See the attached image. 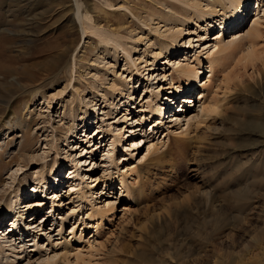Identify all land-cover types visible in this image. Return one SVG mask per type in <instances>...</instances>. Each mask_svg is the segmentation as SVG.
Instances as JSON below:
<instances>
[{
	"label": "rangeland",
	"instance_id": "374dc122",
	"mask_svg": "<svg viewBox=\"0 0 264 264\" xmlns=\"http://www.w3.org/2000/svg\"><path fill=\"white\" fill-rule=\"evenodd\" d=\"M258 1H249L245 30L258 18ZM75 3V0H0V93L10 90L12 76L27 83V91L10 107L0 101V146H3L0 214H8L4 222L0 221V227L12 230L13 212H6V207L17 199L15 196L23 198L21 203L41 201L38 206L25 208L21 225L24 228L27 222L41 223V227H36L41 229L37 239L26 236L23 244L28 248L23 251L19 242L16 247L19 251L7 250L12 255L9 263L6 258L3 262L170 264V260L179 259L178 253L183 255L193 248L204 251V255L185 264H221L225 259L218 251L219 242L227 246L258 237L264 239V191L251 198L245 184L229 186L237 179L245 180L247 172L264 185V163L246 156L247 148L242 146L250 144V140L239 136L240 129L264 124L259 116L264 112V101L250 99L255 106L252 115L239 103L220 115H203L188 127V117L199 112L198 104L193 106L189 102L188 111L180 115V128L174 126L167 114L161 116L155 111L183 87L169 59L178 56L183 65L195 67L200 72L199 80L205 78L201 83L209 78L207 58L213 50L211 44L216 42L215 34L231 13L230 3L81 0V18L88 27L85 34ZM194 6L208 12L204 19L199 20ZM261 8L254 59H244L250 45L245 35L241 42L243 51L230 56L224 71L218 67L209 87V100L215 94L223 100L234 96L228 76L257 87L263 81L264 8ZM87 12L92 20L86 18ZM208 17L210 25L205 21ZM71 18H75L76 25ZM231 38L232 35L226 34V41ZM58 43L71 44L63 59L59 54L65 47L54 49ZM171 43L178 44V53ZM150 63L155 65L152 71L157 70L156 74L163 77L166 73L160 84L146 77L153 66ZM197 84L194 94L199 98L201 88ZM149 86L148 93L145 90ZM262 86L256 95L252 94L255 99H264V83ZM247 88L242 89L243 94L251 95ZM173 103L170 105L178 106ZM231 115L237 124L229 119ZM160 116L162 123L157 120ZM16 119L31 122L29 130L33 135L25 141V148L21 146L24 137H17L23 133L22 129L17 124L8 125ZM137 119L140 120L136 122ZM135 124L139 128L134 133L131 127ZM183 129L187 132L180 133ZM169 131L170 136L166 137ZM120 133H123L121 140H116ZM177 138H191L192 143L179 152L177 145L181 142ZM252 150L259 154L264 147ZM162 152L166 155L158 163L155 158ZM86 159L88 163L92 161L90 165H83ZM57 165L62 169L59 188L48 187L44 191L38 178L42 173L51 178L52 168ZM197 165L203 169L200 175L209 181L207 190L224 202L223 211L213 209L194 191L198 183L193 169ZM72 167L80 174L71 175ZM122 179L129 188L142 186V194L133 198ZM77 188L85 193L77 192ZM108 201L114 205L113 210L101 216ZM235 203L243 208L239 209L242 213L237 212L240 218L232 217ZM43 215L45 220L39 218ZM225 217L238 227L227 229L222 236L220 225L227 223ZM97 229L96 239L93 235ZM240 263L250 262H237Z\"/></svg>",
	"mask_w": 264,
	"mask_h": 264
},
{
	"label": "bare ground",
	"instance_id": "6f19581e",
	"mask_svg": "<svg viewBox=\"0 0 264 264\" xmlns=\"http://www.w3.org/2000/svg\"><path fill=\"white\" fill-rule=\"evenodd\" d=\"M219 1L220 2L228 1L230 3V8H232V9H231V13L224 18L225 24L222 26L221 30L215 34L216 37H214V40H216V42L214 44H211L213 50H212V53L209 54V57L207 58L208 63H209V65H208L209 70L208 71L210 72L209 78L206 79L204 83H201V81L203 82V80L205 78L199 80V78H200L199 73L200 72L195 67L189 66V65H186V66L183 65V63L181 62L182 58H179L178 56L175 59H169L170 61L172 60L171 67L176 69L175 71H176L177 78H178L177 80H180L181 85H183V87L180 86L179 90H175L174 96L173 95L171 96L172 98L168 97V99H170V101H168V100H166V101L169 104L165 103L164 105H159V106L157 105L158 108H156V110H155L157 112V115L159 114L162 116L164 112L166 115L167 114L166 111H168V109L171 106H174V105H170V102L173 103L175 101L173 104L178 103V106L176 108L181 110L185 105H188L189 102L192 103L195 100L198 102L195 104V106L198 104L199 112H197L194 115H190L188 117V120H187L188 123L187 124H188V127H190L193 122L200 119L203 115H209V116H211L212 114L213 115H220L224 111L228 110V108L230 106H233L235 104L239 105V103H241V107H243L244 111L247 114L252 115V113H253L252 109H254L255 106H254V104H252L250 102V99L255 100L257 102H260L261 100L264 101L263 97H260L258 99H255V97H253L254 95H256V90L258 88L260 89L263 87L262 85L264 83V57L261 59V62H262L261 78H263V81L259 83L258 87L253 85L252 83L245 84L242 80H236V79L232 78L231 76H228L227 80L230 81V84L233 85L234 96L233 97L231 96V97L223 100V99L219 98L217 96V94H215L209 100V95H208V92L210 91L209 87L212 84V82L214 80L213 78L215 77L217 71H219L218 67L219 68L221 67L220 69L224 71L226 69L227 61L230 58V56L231 55L233 56L235 54L234 52H236V51H239V50L243 51L244 45H241V42L243 41L245 35H247V38L249 39L250 45L246 49L247 52H246V57H244V59L245 58L246 59L248 58L251 60L254 59V56L256 55L255 49H254L255 48V41L257 40V38L259 36V32H260V30L257 26L260 25L261 19H262V15H261L262 14V8H261V6L264 8V0L258 1V6H257L258 18L254 19L252 27H250L249 29L247 28V30H245L246 27L244 26L245 27L244 28L243 25L247 21L246 17H247L248 10H249L248 5H249L250 0H219ZM75 2H76L75 4L77 5L76 6V15L78 16V20L80 21L81 30H82L83 34H85L88 32V27L85 25V22L82 21V18H81L80 8H81L82 3H81V0H75ZM194 8H195L197 13L199 12V15H198L199 20L204 19V16L208 14L207 11L200 9L199 7L194 6ZM72 10L75 11V8L73 7ZM89 13L90 12L86 13V18H88L89 20H92V16L88 15ZM199 20H198V22H199ZM213 20H214V18H211L210 22H212ZM205 21L209 23V17ZM71 22L73 25H76L75 18H71ZM208 25H210V23ZM240 27H242L243 29H238ZM235 29H237V30H235ZM231 30H233V31H231ZM229 31H231V32H229ZM208 33H209V31H208ZM228 33H229V35H232L233 38H231V40H229V41H226L225 38H226V34L228 35ZM177 45H178L177 43H171L170 44V46L173 49H175L176 52L178 53L180 51V49L178 48ZM63 46L65 48L62 50L63 53L60 50V52H61L59 54L60 59H63L65 57L64 54H65V52L68 51V48L71 47V44L68 45L65 43L64 44L58 43V45H56V46L54 45V49H56V48L59 49V47H63ZM74 58H76V57H74ZM154 62H156V59L154 60ZM150 65H153L150 68L151 70L149 69L150 70L149 73H151L152 76L150 78L149 76L151 74L147 73L148 76H146V77L148 78L149 81H151V82L153 81V83L158 82L160 84L162 79L166 76V73H164L163 77H161L160 73H157V74L155 73L157 70L152 71V69H155V65L153 63H150ZM9 72H11V70ZM12 77H13V78H11L12 81H9L10 85H11L10 90H8V92H6L5 94H2V92L0 93L1 96H3V95L5 96V98L1 97L0 101H3L6 104V107H10V105L13 103V101L15 99H17L19 97V95H21L27 91V89H25V87H27L26 82L18 81L16 79V76L15 77L12 76ZM173 80H174V78H173ZM196 83H198L197 85H199V88H201L200 91L198 92V95H200L199 98L198 97L196 98V95L194 94V90H195L194 85ZM255 84H258L257 81H255ZM149 88H150V86L146 87L145 91H147V92L150 91ZM243 88H247L248 90H250L251 95L243 94V91H242ZM186 92H188L189 94H187ZM182 93H184V94L182 95ZM130 94H131L130 99L133 100L134 93L131 92ZM180 94L182 96H180ZM252 94H254V95H252ZM178 95H179V98H178ZM240 98H242L243 101H241L242 99H240ZM180 101H182L181 105H180ZM230 102H232V104ZM149 106H150V104H149ZM188 106H190V105H188ZM155 107H154V109H155ZM166 108H168V109L166 110ZM188 115L189 114L184 115L183 117L186 118ZM161 116L159 118L157 117V120L159 119L160 122H161V119H160ZM259 116L262 119H264V112H261L259 114ZM171 117H172L171 120L179 119V122L176 121L174 123V126H178L177 128L182 127V126H180L181 125L180 123L182 122L181 121L182 118L180 117L179 113H175V114L171 115ZM164 118H165V116H164ZM121 119L122 118L120 117L118 121H120ZM229 119L233 120L236 124L238 123V121L236 120V118H234L233 115L229 116ZM139 120L140 119H137L136 122ZM143 122L144 121H141L140 123H143ZM29 123H31V122H25L24 119H16L15 123L13 121H10L8 123L9 127H12V126H14V124H17V127L22 129L23 133L17 136V137H24V139L22 138L23 140L21 141L22 148L26 147L25 141L33 135L32 133H30ZM136 128H139V124H135V126L131 127V129H132V131H134V133L137 130ZM186 132L187 131H185L183 129L180 133H186ZM170 133H171V131H169L166 134V137H168V135L170 136ZM122 135H123V133H120L119 136L116 137V140H118V139L121 140L120 137H122ZM239 136H241V137L247 136L248 140H250V144L242 146V149L247 148L246 149L247 151L244 150L247 153L246 156H248V158H250V160H252V161H256L259 158L260 161L264 163V150L259 152V154H256L252 150L253 148H256V147H264V124L258 123V124L253 125L252 128L240 129ZM176 140L181 142V145H177L179 152L186 150V147L192 143L191 138H188V139L177 138ZM0 147H3V146L1 145ZM153 147H154V145L152 146L151 149H153ZM165 155H166V153L162 152L156 158L155 157L154 158H155V160H157L156 162L161 163V161L163 160ZM88 160L89 159H86L84 161L85 164H83V165H86L88 163ZM91 162L92 161H90L87 165H90ZM237 164L241 165L239 163H237ZM200 165H197V167L195 169H193V171H195V175H194L195 177L194 178L197 180V183H198L196 185V188H194V191L197 193L198 196H200V198L205 199L207 204H210L213 209L219 210L221 212V211H223L222 209L224 207V202L216 194H213L212 192L207 190V187H209V184H208L209 181H208V179H206L204 177V175L203 176L200 175V171L203 170ZM70 169L72 172L71 175L80 174V173L76 174L77 170L74 169V167H72ZM61 172H62V169L58 168V165H57L56 167L52 168L51 178H50V176L48 177L50 179L46 178L47 174H45V173L40 174V177L38 178V184L40 185L39 187L43 188L44 191H47L48 187L50 189H52V188L55 190L58 189L59 188V180H60L59 176L61 175ZM241 172H242V170H241ZM243 172H242V175H243ZM0 173H2V172L0 171ZM82 175L83 174H81V176ZM1 176L2 175L0 174V177ZM244 176H246L245 180H242L243 178L241 179L243 182L241 180L237 179L234 181V183L230 182L229 186H239L241 183H243V184H245L244 188L247 191L249 197L255 198L257 196H260V194L264 191V185L261 186L260 183H258L255 176H249V172L244 173ZM263 177H264V175H263ZM81 178H83V177H81ZM47 179H48V184L50 183V186L47 185ZM51 180H53V182ZM124 183H125L126 190L129 193L131 192V194L133 195V198H135V199L143 191L142 186H140L138 188H136V187L129 188L127 183L122 179V184H124ZM74 187H75V185H74ZM43 189H41V190H43ZM76 191L77 192L79 191L80 193H83V194L85 193L80 188H77ZM53 194L55 195L57 193H53ZM54 195H53V197H54ZM15 197H17V199L15 201L11 202V206L8 205V207H6V212H11V213L13 212L12 215L14 216L13 217L14 220H13L12 227H10V228H12V230L8 231L7 229H2V227H0V264H5L3 262V258H6L7 263H9L8 262L9 258H10L9 255H12V254L7 253L8 252L7 250L19 251V250H16V247H18L19 242H22L21 244H23L24 243L23 240L26 236H30V237L32 236V238L33 239L35 238V240H36L38 237V232H40V230H41V229H36V227H38V226L41 227V225H40L41 223H38V225H37L36 222L35 223H28L27 222V223H25L24 228L21 227V225H23V223H24L22 221H23V218L25 216L26 209H28V206L30 208L38 206L41 202V201H39L40 199L31 200L30 202L25 201V202L21 203V200L23 198L19 197L18 195ZM48 198H50V197H48ZM12 199H13V197H11V201H12ZM15 202H17V203H15ZM248 204H249V202H248ZM17 205H19V206H17ZM113 207H114V205L111 204L110 201H108V207L103 209L100 212V215L103 216V214H106V213L112 211ZM239 209L243 210V208L240 205H238V203L237 204L235 203L234 207H232V209H231V211L235 210V212H233L234 214L232 215V217L240 218L238 214L240 212L242 213V211H240ZM237 212H239V213H237ZM6 217H8V214H2V215L0 214V221L4 222L3 219ZM39 218H43L42 220H45L46 215H43ZM224 219L227 220V223H224V225H220L219 223H217L218 220H216V222L213 220L216 224H218L222 227V229H221L222 232L220 231L221 232L220 234L222 236L227 229L238 227L237 225L233 226L234 222L231 223L232 221L229 223L228 217H225ZM33 224H35V225L33 226ZM33 227H35V228H33ZM96 235L97 236L99 235L98 229L94 233L93 238L97 239ZM22 246H24L23 251H25V249L28 248V245L25 246L23 244ZM216 249H217V247H216ZM218 249H219L218 251H221V253H223L222 255L224 258H222V257L221 258L225 259L224 262L222 260L223 264H233L234 262H236V264H237L238 261H240V262L246 261V262H248V263L250 262L252 264H264V239H260L259 237L253 238V240L245 241L242 243L241 242L240 243H232V244H229L227 246L225 245L224 242L223 243L219 242ZM203 252L204 251H196L192 248L190 251L183 253V255H180L182 253H178L179 259H176L174 261L170 260V264H172V263L174 264L175 262L177 263L179 261L185 264V262L187 260L197 261L198 259H201L200 258L201 256L204 255Z\"/></svg>",
	"mask_w": 264,
	"mask_h": 264
}]
</instances>
